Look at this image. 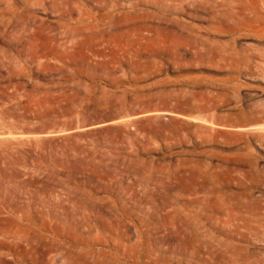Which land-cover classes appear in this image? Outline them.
Returning <instances> with one entry per match:
<instances>
[{
  "label": "rangeland",
  "instance_id": "rangeland-1",
  "mask_svg": "<svg viewBox=\"0 0 264 264\" xmlns=\"http://www.w3.org/2000/svg\"><path fill=\"white\" fill-rule=\"evenodd\" d=\"M0 264H264V0H0Z\"/></svg>",
  "mask_w": 264,
  "mask_h": 264
}]
</instances>
